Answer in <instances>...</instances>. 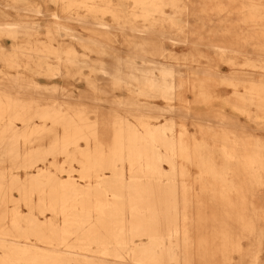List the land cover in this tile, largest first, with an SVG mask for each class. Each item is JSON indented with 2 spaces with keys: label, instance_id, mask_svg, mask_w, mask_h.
<instances>
[{
  "label": "bare ground",
  "instance_id": "obj_1",
  "mask_svg": "<svg viewBox=\"0 0 264 264\" xmlns=\"http://www.w3.org/2000/svg\"><path fill=\"white\" fill-rule=\"evenodd\" d=\"M4 1L3 7L41 13L32 0ZM50 1L60 13L48 14L47 40L34 37V20L0 12V264H230L232 252L240 255L236 264H264V208L253 197L264 189V135L250 127L264 131V80L236 67L264 73V55L240 63L232 45L220 37L211 42L234 71L221 76L235 96L223 97L221 107L244 120H237V134L206 124L199 140L183 121L152 123L156 116L142 113L159 98L165 111L187 117L194 104L212 97L208 75L186 78L181 70L186 59L209 57L174 50L188 42L191 0ZM213 1L198 11H227V17L234 11L249 34L261 35L243 42L257 38L264 52V0H227L239 1L234 7ZM71 20L89 24L88 36L70 27ZM115 31L127 52L115 53L108 65L99 57L115 50ZM100 80L128 94L113 96L122 112L111 108L102 116L97 102L46 96L65 89L61 83L72 89L69 96L81 93L82 83L88 92L105 91ZM187 87L192 99L182 94ZM32 90L41 103L29 96ZM189 165L197 167L196 191L187 181ZM242 238L251 241L248 250Z\"/></svg>",
  "mask_w": 264,
  "mask_h": 264
},
{
  "label": "rangeland",
  "instance_id": "obj_2",
  "mask_svg": "<svg viewBox=\"0 0 264 264\" xmlns=\"http://www.w3.org/2000/svg\"><path fill=\"white\" fill-rule=\"evenodd\" d=\"M224 1L227 6H238L239 1L236 2H228L227 0H221V2ZM33 5L38 4L40 5L41 13L36 14L34 12H30L28 10H19L16 11L15 8L12 7H3L5 5L4 0H0V12L4 11L6 15V18L8 19H20V20H28L38 23L39 27L36 30L31 31L34 33V37L42 40H47L48 33L50 32V28L48 27L52 23V19L48 14L51 11H57L60 13V7L57 4H53L50 0H32L31 1ZM201 4H205L206 7L211 8L213 4H215V1L213 0H191L188 3V9L193 10L194 14L189 15L187 18V28L189 29L188 33V42H186L184 45H178L174 48L176 54L178 56L186 55V53L192 52L195 54L200 55H207L209 58L206 59L204 57H197L199 62L190 61L189 59H186V66H182L181 70L183 73H185V77L187 76H195L196 78H203V76L208 75L211 78L212 85L209 88V91L212 95L210 98V101L208 103L204 104H194L192 107V111L190 115L187 117L183 116L182 114L176 112L175 110L171 111H165L163 108L166 106V103L162 101L159 98H155L154 100L150 101V105L154 107V109H142V113L146 115H152L155 118H150V121L152 123H162L166 119L173 117V120L175 122L183 121L184 125L186 126L187 132L189 134L193 133L196 138L199 140L204 136V128L205 125L208 124L216 131H220L221 127H224L226 131H229L230 133L237 134L239 131L236 129L237 126V120H244L243 116L239 115L238 113H233L231 109H229L227 106L221 107L222 105V98H226L229 101L234 100V95L230 93V88L228 86H225L224 84L220 83L221 76L224 77H231L234 74L233 68L222 62L220 59H218L211 47V42H215L220 37L222 40H224L227 44H230L233 46V48L237 49V52L235 53V60L237 62L243 63L245 60V57L248 58H255L258 54L264 55V52L259 49L256 44L258 39L252 40L253 43H245L243 42L246 39H249L251 37H261L258 35H251L249 34L252 30H249L246 24H243L242 22L238 21L236 18V14L233 9L231 11L233 12L229 17H227V11H219L218 13L210 11L209 9L206 12H199L198 9L200 8ZM82 11H80L81 13ZM196 14V15H195ZM4 19V18H3ZM106 19L109 21L110 16L107 15ZM67 24L70 27H73L76 31L80 32L82 36L86 37L90 33L89 31V24L84 25L80 24L76 20L67 21ZM226 28V29H225ZM222 29V30H218ZM214 30H218V32H214ZM191 32V33H190ZM114 37L112 39L116 40L113 41L112 46L115 48V50H112L111 54L105 53L101 57H99L104 63H107L108 65L114 64V54L117 53L120 56L124 55L127 50L125 47V42H123V35L122 33L114 32ZM10 42H5V46L7 47ZM54 43V42H53ZM55 45V43H54ZM56 46V45H55ZM76 48L78 51L83 52L82 48H80L78 45H76ZM90 57L92 59L97 58V55L95 52H89ZM160 57L154 56L153 59H158ZM237 68L242 69V76L248 77L253 76L256 79H263L264 80V73L261 69H255L251 70V68L247 66H236ZM0 69L2 70L3 67L0 64ZM193 71V72H191ZM83 72L87 73L88 69L83 68ZM39 82H46L44 80H37ZM100 85L105 88V91H98L92 93L88 92L86 90L85 86L80 84V87L82 88V92L77 94V96H69V89H71L69 86H66L65 83H61L65 89L58 90L55 93L47 94V97L54 98L56 100L60 101H66L69 103H94L99 106V114L102 116H105L106 113H108V110H111L113 108L114 110H118L120 112L123 111V108H120L116 106V104L112 101L113 96L116 98H122L127 97V93L125 91H117V90H110L107 85V81L100 80L98 82ZM72 90V89H71ZM238 90H242V87L239 86ZM77 93V91H74ZM185 95V98L192 99L194 95L190 91V89L187 87L183 93ZM29 96L39 99V103L42 102V96L40 95V92H29ZM93 97H96L93 99ZM173 104L177 105L176 101L172 102ZM181 108V107H178ZM252 110L255 109L252 107ZM136 112V111H134ZM184 112V111H183ZM91 116H93V113H90ZM130 120H132L131 115H127ZM250 124V123H249ZM251 126V132L253 133H259L264 135L263 130H258L256 128V125L254 123L250 124ZM177 130L179 129L177 126H175ZM82 144V143H80ZM63 160L62 156H58L55 161L58 162V164H61ZM48 161H51L50 157H47L46 163H49ZM165 166V164H163ZM188 171V183L190 182L193 185V190H197L198 182L193 180V178L197 174V167L195 165H189L186 166ZM53 169V168H51ZM22 174V173H21ZM13 195H16V192H12ZM254 197V203L256 206H262L264 208V189H259L257 193L253 196ZM19 210L23 213L26 212V208L24 206H20ZM262 222H263V229H264V210L262 211ZM241 246L243 251L248 250L251 247V241L249 239H241ZM264 246V244H263ZM264 249H262L259 252V255L264 260ZM232 259H230V264H236L240 260V255H238L236 252H232ZM249 261V260H248ZM197 261L194 263L196 264ZM198 263V262H197Z\"/></svg>",
  "mask_w": 264,
  "mask_h": 264
}]
</instances>
